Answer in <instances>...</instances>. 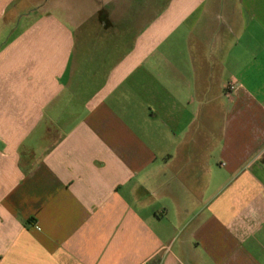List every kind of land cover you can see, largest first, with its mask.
Listing matches in <instances>:
<instances>
[{"label":"crops","instance_id":"crops-1","mask_svg":"<svg viewBox=\"0 0 264 264\" xmlns=\"http://www.w3.org/2000/svg\"><path fill=\"white\" fill-rule=\"evenodd\" d=\"M142 262L264 264V0H0V264Z\"/></svg>","mask_w":264,"mask_h":264},{"label":"built area","instance_id":"built-area-1","mask_svg":"<svg viewBox=\"0 0 264 264\" xmlns=\"http://www.w3.org/2000/svg\"><path fill=\"white\" fill-rule=\"evenodd\" d=\"M236 88V83L235 82H230L227 86L228 91H233ZM141 264H147V262H142Z\"/></svg>","mask_w":264,"mask_h":264}]
</instances>
